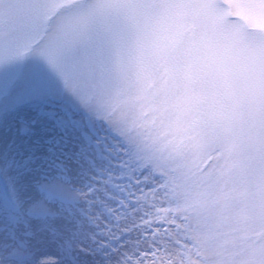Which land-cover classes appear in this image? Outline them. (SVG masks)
Segmentation results:
<instances>
[{
    "label": "snow or ice",
    "instance_id": "6c2138e0",
    "mask_svg": "<svg viewBox=\"0 0 264 264\" xmlns=\"http://www.w3.org/2000/svg\"><path fill=\"white\" fill-rule=\"evenodd\" d=\"M29 56L107 154L70 200L48 171L20 211L11 181L28 264L85 220L93 264H264V0H0V62Z\"/></svg>",
    "mask_w": 264,
    "mask_h": 264
},
{
    "label": "rangeland",
    "instance_id": "374dc122",
    "mask_svg": "<svg viewBox=\"0 0 264 264\" xmlns=\"http://www.w3.org/2000/svg\"><path fill=\"white\" fill-rule=\"evenodd\" d=\"M104 136L103 125L82 112L65 92L56 72L41 58L29 56L0 62V219L5 220L6 227L10 224L8 217L13 206L12 188L8 186L9 176L6 175L9 168L15 175L25 165L27 167L21 172H36L31 190H25L20 182L23 191L20 196L24 201L20 211L29 210L30 199L37 185L46 183L42 178L48 171H53L50 179L61 185L63 195L70 200L77 165L87 167L89 158L103 162L100 157L107 154L105 143L97 145L96 141ZM61 163L69 165L67 171L56 168ZM31 210L41 211L39 208ZM22 230V226L14 230L15 235L7 230L0 231V261L3 264H28L31 260L30 250L21 246ZM90 231L85 220L78 236L65 234L70 235L67 243L55 246L56 250L66 248L65 255L58 258L61 264H93V257L80 253V244H75L88 237L90 246L94 247Z\"/></svg>",
    "mask_w": 264,
    "mask_h": 264
},
{
    "label": "bare ground",
    "instance_id": "6f19581e",
    "mask_svg": "<svg viewBox=\"0 0 264 264\" xmlns=\"http://www.w3.org/2000/svg\"><path fill=\"white\" fill-rule=\"evenodd\" d=\"M25 167H27V165H25L24 166V168H22V169H19V171H17V173H16V175L14 174V173H12V170L9 168L8 169V171H6V175L7 176H9V178H8V186H9V188L11 189L12 187H11V181L12 180H15L16 181V184H17V188L20 190L21 189V187H20V185H21V183H22V186L24 187L25 186V180H26V178L29 180L28 181V183H29V187L27 188L28 190H31V184H32V182H33V179H34V177H35V173L36 172H34V171H25V172H21V171H23V170H25ZM13 175H15V177L13 176ZM21 182V183H20ZM22 190V189H21ZM20 190V194H22L23 193V191H21ZM7 231H10L12 234L14 233V229L13 228H11L10 227V229L8 228V230ZM78 236V235H77ZM83 236V235H82ZM1 237H2V235L0 234V240H1ZM67 237H69L70 238V235H63L62 237H57L58 239L57 240H55L53 237H51V236H49V239L50 240H53L54 239V243H52L47 249V251H48V254L47 255H49V256H51L53 259H57L58 260V258H59V255H65L64 253V250L66 249V248H63L62 250L59 248V249H57L56 250V248H55V246H57L58 247V245L57 244H59V246H61L62 247V245H65V243H67ZM68 238V239H69ZM89 239H88V237L87 238H84L83 240H82V242H83V245H86V246H90V241H88ZM81 244V241L80 240H77L76 242H75V244ZM87 243V244H86Z\"/></svg>",
    "mask_w": 264,
    "mask_h": 264
}]
</instances>
